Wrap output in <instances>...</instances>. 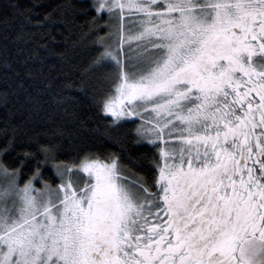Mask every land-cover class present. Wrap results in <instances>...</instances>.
Listing matches in <instances>:
<instances>
[{"label":"snow or ice","instance_id":"obj_1","mask_svg":"<svg viewBox=\"0 0 264 264\" xmlns=\"http://www.w3.org/2000/svg\"><path fill=\"white\" fill-rule=\"evenodd\" d=\"M90 7L98 47L81 82L115 150L73 137L64 157L34 138L9 164L13 125L0 147V264H264V0ZM35 8L0 0L5 107L65 102L49 61L67 52L36 37L75 9Z\"/></svg>","mask_w":264,"mask_h":264},{"label":"trees","instance_id":"obj_2","mask_svg":"<svg viewBox=\"0 0 264 264\" xmlns=\"http://www.w3.org/2000/svg\"><path fill=\"white\" fill-rule=\"evenodd\" d=\"M21 5L33 6L40 13L52 11L57 6L68 4L74 6L71 10L67 22L55 25L51 33L40 32L36 39L51 43V46L58 51H66L67 58L63 64L58 58H52L49 62L60 65L63 69L53 84V94L64 99V104L57 106L52 97H47L48 104L41 110L34 111L28 109H19L16 99L5 107L0 105V147H2L9 136L13 125L17 128L14 142L15 151L5 154L9 164H15L22 155L23 151H36L37 145L32 140L38 139L42 144H51L57 148V151L64 157L70 150L69 139L75 137L77 140H86L93 149L100 151L115 150V146L104 138V121L100 119L95 105L92 102V91L85 89L81 82L84 68L90 63L91 58L96 54L94 44L96 36L93 35V29L89 25L92 16L96 15L90 7L91 0H18ZM87 9V12L82 11ZM101 35L104 32L101 31ZM32 45L31 47H34ZM13 60L20 61L23 55H15ZM27 54V53H25ZM14 67L23 72L19 63ZM4 69L0 68V89L5 82ZM91 79L86 76L85 80ZM7 83L13 84L14 79ZM22 99V96L20 97ZM110 119V117L106 118ZM5 128L9 132L5 134ZM63 133V135H60ZM133 152L143 153L147 150L146 144L129 145ZM15 157V159H13ZM32 161H28L24 171L30 172ZM147 167V161L145 162ZM50 173V169L48 170Z\"/></svg>","mask_w":264,"mask_h":264},{"label":"rangeland","instance_id":"obj_3","mask_svg":"<svg viewBox=\"0 0 264 264\" xmlns=\"http://www.w3.org/2000/svg\"><path fill=\"white\" fill-rule=\"evenodd\" d=\"M91 2H93V0H91ZM133 46H134V45H133ZM124 47H125V49H127V48H128V45L125 44Z\"/></svg>","mask_w":264,"mask_h":264}]
</instances>
